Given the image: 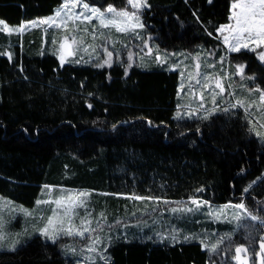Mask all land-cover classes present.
I'll return each instance as SVG.
<instances>
[{"label":"trees","instance_id":"16d2710c","mask_svg":"<svg viewBox=\"0 0 264 264\" xmlns=\"http://www.w3.org/2000/svg\"><path fill=\"white\" fill-rule=\"evenodd\" d=\"M64 1L0 0V18L20 25L53 14ZM88 1L106 7L121 0ZM230 1L148 0L145 28L164 50L217 46ZM43 33L31 37L32 54L15 44V57L0 59V194L34 207L43 186L89 189L94 216L101 212L106 221L108 264H210L198 240L162 241L157 219L113 225L131 215L126 206L143 203L133 196L242 203L264 218V141L250 131L242 108L182 115L177 67L61 63L40 50ZM4 37L0 31L5 44ZM230 57L264 74L255 52ZM191 224L185 234L197 230ZM0 264L76 263L62 238L36 234L17 249L0 250Z\"/></svg>","mask_w":264,"mask_h":264},{"label":"rangeland","instance_id":"374dc122","mask_svg":"<svg viewBox=\"0 0 264 264\" xmlns=\"http://www.w3.org/2000/svg\"><path fill=\"white\" fill-rule=\"evenodd\" d=\"M64 3L56 9L51 15H46L40 18H34L27 20L25 25H28L25 31L8 33V43L0 41V59L3 55L15 57V44L19 45L21 54H32L29 41L34 33H37V27L43 29V44L41 51L43 53L49 52L57 55L60 58V44L64 36H70L69 43H71V37H75L76 44L72 45V55H67L65 52L64 62L81 63V64H95L97 66L111 65L115 62H121L126 66L137 63L142 68H169L175 66L181 72L180 77V89L181 84H184L183 91L177 95V102L183 107L182 115L192 116L197 111L203 113V117H208L209 114L221 111L224 107H232L236 102L243 101L245 107L242 111L247 114V121L250 123V129L253 124L256 125V130L264 133V128L260 127V124H264V115H262V109L264 104L259 101L260 92L256 89L259 88L264 91V74L259 70L249 73L247 70V62H240L231 60L230 54L237 53L229 51V48L224 43V36L229 35L227 31L221 33L218 29L220 43L217 46H198L193 51L179 49L176 51H168L161 48L158 42L147 32L146 24H144V10L148 9L150 5L146 0L147 7H142L139 10L132 8L127 3V0H121L117 3H110L106 7L93 4L88 0H80L78 6L72 11L76 13L83 12L86 16H91V21L77 20L75 22L68 21V27L64 28L49 26L47 24H38L32 26V22L48 19L54 17L56 12L62 9ZM88 4L89 8L99 9L101 12H105L106 19H112L113 13H107L109 6L114 7L117 11L127 10L131 12H137L139 15V22L143 24V27H136L130 29L128 32L117 31L115 27L109 25L104 27L100 24L91 11H86L83 8V4ZM233 0L230 1V13ZM65 18V17H62ZM117 20L122 18L116 17ZM3 24L8 28H19L21 25H11L0 18ZM60 23V20H57ZM132 23H135L133 21ZM232 23L230 19L223 23L220 27ZM219 27V28H220ZM2 29V25H0ZM87 29V31H85ZM4 32L3 30H0ZM95 37V39L93 38ZM5 40V39H2ZM13 46V47H12ZM8 48V49H7ZM256 48L255 43H250L248 49H241V51ZM107 49V51H105ZM264 51V46L256 48L255 52L257 60L264 64V61L260 59L259 54ZM107 52H111L112 56L109 58ZM240 52V51H239ZM131 56V59H129ZM161 58L164 62L159 63L157 58ZM223 58V60H221ZM61 59V58H60ZM108 61L106 64L105 61ZM199 64V73L197 75L196 65ZM237 65H243L244 71L241 75L236 71ZM183 73V76H182ZM189 73L195 79L189 78ZM208 76L209 80L206 82L203 77ZM200 80L197 84L196 80ZM219 79L224 85L225 91L223 95L217 96L215 104L212 103V94L219 92L220 90L215 87V80ZM205 83L209 84L208 88H205ZM195 93V96L192 93ZM203 94V101L200 96ZM201 103L203 106L201 107ZM221 103V108H215ZM216 105V106H215ZM207 107H209L207 109ZM215 108V109H214ZM241 109V107H238ZM212 109V110H209ZM189 113H192L189 115ZM258 122V123H257ZM254 133V132H252ZM255 134V133H254ZM256 135V134H255ZM41 197L38 201L43 200H55L61 194L66 195L68 192H87L89 195L85 199V206L77 208L75 211L78 215L72 217V223L76 226L81 225V220L86 218L90 221V227L96 229L95 232L90 234L86 233L84 238L79 236H61L64 240V246H66L69 254L75 255L76 264H95L97 258H99V252L93 253L88 251V247L91 245V239L99 237L102 241L97 245L98 250L104 249L103 233L101 229L105 227L104 222L101 221V212L99 216H94V205L91 203V191L89 189L47 185L53 191L51 194H47V188L43 186ZM63 190V193L62 191ZM140 197V196H139ZM194 199L188 200H141L143 203L126 206L127 210L131 211V215H127L124 218L113 224H123L128 222L140 223L143 218L157 219V223L160 224V229L165 228L161 233L162 241H182V240H198L207 247L211 258L210 264H224L233 252L235 246L247 245L250 246L257 239L262 238L264 241V218H258L260 214H254L244 209H238L234 206L241 203H228L221 205H214L211 203H204L205 201L195 199L201 202L200 207L197 208L192 203ZM54 204H37L34 207L26 206L18 201H15L9 197L0 194V220L5 224V232L7 239L0 242L3 244L0 250L17 249L21 245L28 242L31 238H34L36 234H40L39 229L45 226L46 218L51 216V208H54ZM193 209V211H187L186 209ZM177 209V211H173ZM183 209V210H182ZM24 210V211H22ZM25 211L31 213V215H25ZM264 215V214H263ZM251 216H255L256 219H251ZM134 219L133 221L131 220ZM124 219V220H123ZM129 219V220H128ZM196 223L197 230L190 233H184V226ZM139 221V222H138ZM221 225H231V228H222ZM67 226V222L65 223ZM87 226V225H85ZM192 224L190 225V227ZM200 227V228H199ZM199 228V229H198ZM105 234V233H104ZM41 235V234H40ZM43 236V235H42ZM46 240H50L43 236ZM188 237L189 239H185ZM52 241V240H50ZM213 245L217 246V251L213 252L211 249ZM225 253L226 255L222 254ZM105 254V253H104ZM106 255V254H105ZM216 259V261H214ZM226 260V261H225ZM224 262V263H223Z\"/></svg>","mask_w":264,"mask_h":264},{"label":"snow or ice","instance_id":"6c2138e0","mask_svg":"<svg viewBox=\"0 0 264 264\" xmlns=\"http://www.w3.org/2000/svg\"><path fill=\"white\" fill-rule=\"evenodd\" d=\"M80 3V0H68L67 3H65L62 6V9L57 11L54 17H50L48 19L40 20L38 22L34 21L32 22V26H36L38 24H47L49 26H56L64 28L68 27V21H77V20H87L91 21V16L84 15L83 12L76 13L72 11L75 9L78 4ZM127 3L131 5L132 8L140 9L142 7H147L146 0H127ZM83 8L86 11H91V13L100 21V24L104 27H108L109 25L116 28L117 31L120 32H128L130 29H134L136 27H143V24L139 22V15L137 12H129L127 10H121L117 11L114 7L109 6L107 8V13H113L114 17L112 19H106L105 18V12H101L99 9L96 8H89L88 4H83ZM232 12L231 16L229 17L230 21L232 23H229L227 25H224L219 28V31L221 33H224L227 31L229 35L224 36V43L228 46L229 51L232 52H239L241 49H248L250 43H255L256 48H259L261 46H264V0H233V3L231 5ZM65 17V18H62ZM116 17L122 18L121 20H117ZM57 20H60V23H57ZM135 21V23H132ZM0 25H2L3 31H6L8 33L12 32H20L26 30L28 25H22L19 28H8L7 25L3 24L2 21H0ZM87 31V29H85ZM95 39V37H93ZM70 36H64L62 38V42L60 44V58L61 63L64 62V55L65 52H67V55H72V45L77 43V40L75 37H71V43H69ZM256 48L250 49L251 51H255ZM107 51V49H105ZM107 55L109 58L112 56L111 52H107ZM260 59L264 61V51H262L260 54ZM129 59H131V56H129ZM223 60V58H221ZM157 61L159 63H163L164 61L161 58H157ZM105 63L107 64L108 61L106 60ZM110 66V65H109ZM178 67V66H177ZM199 64L196 65L197 69V75H200L199 73ZM236 71L243 74L244 66L243 65H237ZM183 76V73H182ZM190 79H195L189 73ZM203 79L207 82L209 80L208 76H204ZM196 83L199 84L200 80H196ZM210 85L205 83L204 87L208 88ZM215 87L218 88L220 91L214 92L212 94V103L215 104L217 96L223 95L225 88L224 85L221 83L219 79L215 80ZM184 89V84H181V91ZM257 92H260L259 101L264 104V91H261L259 88L256 89ZM193 96H195V93H192ZM201 101H203V94L201 93L200 96ZM91 105H89L90 107ZM203 104L201 103V107ZM232 107H245V104L243 101H237L236 104H233ZM225 111H228V109H225ZM262 115H264V109L261 110ZM192 113H189L191 115ZM177 118H182L180 113H177ZM258 123V122H257ZM261 128H264V124H260ZM251 132H254L262 141H264V133H261L256 130V125L253 124V127L250 129ZM47 188V194H51L53 191L51 188ZM63 193V190H61ZM199 191H203L200 189ZM247 191V189H245ZM89 195L87 192H68L66 195L61 194L57 199L55 200H43V201H37V204H54L55 207L51 208L50 211L52 213L51 216L46 218L45 226L38 231L41 235L47 237L48 239L55 242L57 239H59L61 236H79L81 238L85 237V234L95 232L96 229H92L90 227V221H88L86 218L81 220V225L76 226L72 223V217L74 215H78L76 213V209L80 207L85 206V199ZM132 199H139L143 200L146 199L145 197H139V196H133ZM147 199H151V197H148ZM192 203L197 206V208L200 207L201 202L197 200H192ZM206 203V202H204ZM238 209H244V204H237L234 206ZM183 210V209H182ZM187 211H193V209L189 208L186 209ZM24 211V210H22ZM173 211H177V209H173ZM25 215H31V213H28L25 211ZM101 217L103 218V214H101ZM251 219H256L255 216H251ZM67 222V226H65V223ZM87 225V226H85ZM7 239V235L5 232V224L2 220H0V242ZM185 239H189L186 237ZM102 241L99 237H95L91 239V245L88 247L89 252L97 253L99 252V259L104 261V264H108L109 257L106 256L104 253H106L107 249H99L97 248V245L101 244ZM3 244L0 243V247H2ZM13 249L15 245H12ZM261 253H264V243H261L260 245ZM213 252L217 251V246L213 245L212 249ZM236 253L240 254L242 252H247L248 250L243 247H237ZM262 264H264V260H262Z\"/></svg>","mask_w":264,"mask_h":264},{"label":"flooded vegetation","instance_id":"af4514ba","mask_svg":"<svg viewBox=\"0 0 264 264\" xmlns=\"http://www.w3.org/2000/svg\"><path fill=\"white\" fill-rule=\"evenodd\" d=\"M63 63H67V62H63ZM262 238L257 239L256 242H254L253 244H251L250 246H247V253L248 255L251 257V264H262V260H264V253H261V249H260V241ZM238 246H235L233 249V252H231L230 257L228 258L227 262L224 264H240L239 260H235V250ZM205 249H207V247L204 246ZM208 250V249H207ZM224 255H226L225 253H222ZM214 257V256H213ZM210 255V259L213 258ZM216 261V259L214 260ZM226 261V260H225ZM216 264L218 263L217 261L215 262Z\"/></svg>","mask_w":264,"mask_h":264},{"label":"water","instance_id":"95a60500","mask_svg":"<svg viewBox=\"0 0 264 264\" xmlns=\"http://www.w3.org/2000/svg\"><path fill=\"white\" fill-rule=\"evenodd\" d=\"M261 243H264L263 240L260 241V244ZM238 247H243V248H246L247 247L245 245H240ZM235 260H239L240 261V264H251V257L248 255V253L246 252H242L240 254H237L236 251H235Z\"/></svg>","mask_w":264,"mask_h":264},{"label":"crops","instance_id":"0c3cea01","mask_svg":"<svg viewBox=\"0 0 264 264\" xmlns=\"http://www.w3.org/2000/svg\"><path fill=\"white\" fill-rule=\"evenodd\" d=\"M4 21H5V20H4ZM26 22H27V20H26V21H23L21 24H22V25H25ZM21 24H20V25H21ZM40 29H41V28L37 27L36 32L39 33V32H40ZM41 30H42V29H41ZM217 32H218V30H217ZM1 34L5 35L4 39H7V38H8V33H6V31L1 32ZM6 41H7L6 43H8V40H6ZM7 49H8V48H7ZM0 50L2 51V50H5V49L2 48V49H0ZM4 56H6V55H4ZM7 57H8V56H7ZM12 57H13V55H11L9 58H12Z\"/></svg>","mask_w":264,"mask_h":264}]
</instances>
